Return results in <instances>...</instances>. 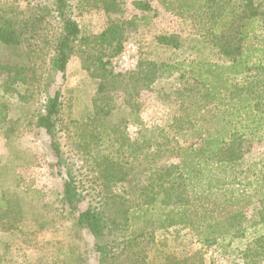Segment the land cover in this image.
Listing matches in <instances>:
<instances>
[{
	"label": "rangeland",
	"instance_id": "obj_1",
	"mask_svg": "<svg viewBox=\"0 0 264 264\" xmlns=\"http://www.w3.org/2000/svg\"><path fill=\"white\" fill-rule=\"evenodd\" d=\"M67 1L81 34L63 75L50 69L61 31L56 0H0V25L23 36L19 45H0V95L6 108L0 124V166H5L0 197L11 220L18 215L11 227L0 226V264H245L241 250L254 222L246 239L229 246L200 240L189 227H151L147 221L156 216L144 211L152 196H157L150 203L154 211L175 205V189L164 201L160 193L167 169L180 160L178 145H187L180 136L175 142V132L190 126L195 109L210 104L191 62L230 64L212 36L209 9L180 14L178 0ZM257 2L264 12V0ZM241 22L235 30L223 29L228 38ZM113 24L121 33L118 44L101 35ZM251 27L245 47L260 49L256 60L264 53V23ZM159 35L176 36L180 45L161 43ZM130 52L134 67L122 59ZM240 81L241 75L229 78ZM57 89L61 109L52 136L37 125V117L47 93ZM238 127L245 128V122ZM243 150L244 168L253 163L254 170L262 168L263 136L247 137ZM67 179L82 196L80 209L100 213L101 237L79 227L64 205ZM147 226L142 235L132 234L133 228Z\"/></svg>",
	"mask_w": 264,
	"mask_h": 264
},
{
	"label": "trees",
	"instance_id": "obj_2",
	"mask_svg": "<svg viewBox=\"0 0 264 264\" xmlns=\"http://www.w3.org/2000/svg\"><path fill=\"white\" fill-rule=\"evenodd\" d=\"M178 1L176 9L180 14L196 9H209L214 26L212 36L219 51L228 58L230 64L224 66L219 62L205 60L191 62L194 76L207 87L210 104L195 109L188 120L190 126L175 132V142L180 143L177 141L180 136L187 145H178L180 160L167 169L168 177L163 180L162 184L165 183V186L162 185L160 192L164 201L171 199L175 189V205L167 204L154 211L150 203L156 202L157 196H152L144 211H152L156 219L147 221V224L150 223L151 227L156 224L160 228L189 227L195 230L200 240L215 243L226 241L229 246H233L234 239H246L248 226L250 222H254L253 235L245 240L241 253L245 264H260L259 261L264 260V164L258 170L257 163L244 168L243 143L247 137L254 138L258 134L264 137V53L254 60V52L260 49L245 47V42L250 39L254 30L251 25L258 20L264 23L262 4L257 0ZM142 7L148 9L150 5L143 4ZM55 10L60 18L61 31L54 46V54L50 58V69L64 75L80 38L81 28L70 14L67 0H56ZM227 14L230 19L222 20ZM240 20V29L233 31V37L228 38L223 29L235 30L236 23ZM20 33L16 34L10 26L0 25V45L21 44L23 36ZM101 35L110 42L115 40L117 44L121 39L119 27L114 24ZM158 40L175 47L180 45L176 36L159 35ZM121 47L119 45L116 52ZM236 75H241L242 81L229 82V78ZM60 97V89L53 94L47 93L44 111L37 117V125L52 136H55L54 130L59 120ZM5 116L6 108L0 95V124L5 121ZM243 122L245 128L241 129L238 123ZM191 139L193 141L189 142ZM53 147L58 151L54 142ZM4 167L0 166V171L5 170ZM81 198L74 182L67 179L62 197L64 205L76 217L79 227L86 228L94 237L99 238L104 230L100 213L91 207L81 210ZM256 204L259 206L248 215V210ZM134 217L136 216L133 215L132 219ZM11 218L8 204L0 197V226L3 223L5 228L7 224L11 227L18 215L13 220ZM147 229L148 226L133 228L132 234L142 235Z\"/></svg>",
	"mask_w": 264,
	"mask_h": 264
},
{
	"label": "built area",
	"instance_id": "obj_3",
	"mask_svg": "<svg viewBox=\"0 0 264 264\" xmlns=\"http://www.w3.org/2000/svg\"><path fill=\"white\" fill-rule=\"evenodd\" d=\"M129 47H130V45H129ZM122 59L126 62V64H128V63H131V65L134 67L135 66V64H136V62H135V59H134V57L132 56V53L130 52V53H128V54H123V56H122Z\"/></svg>",
	"mask_w": 264,
	"mask_h": 264
}]
</instances>
